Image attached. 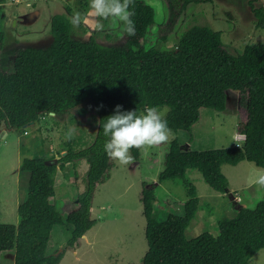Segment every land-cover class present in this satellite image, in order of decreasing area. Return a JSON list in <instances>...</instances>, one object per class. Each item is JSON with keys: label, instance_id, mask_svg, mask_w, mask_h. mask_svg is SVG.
Here are the masks:
<instances>
[{"label": "trees", "instance_id": "16d2710c", "mask_svg": "<svg viewBox=\"0 0 264 264\" xmlns=\"http://www.w3.org/2000/svg\"><path fill=\"white\" fill-rule=\"evenodd\" d=\"M165 1L185 6L197 0ZM253 12L257 26L264 28V5L253 7ZM135 13L136 35L123 32L122 42L111 46L99 43L95 36L72 38L69 18L55 14L50 20L51 44L17 46L12 52L13 71L0 70V132L6 126L22 129L48 112L63 114L85 99L98 117L90 144L79 149L68 145L59 159L60 166L80 158L89 163L85 190L73 204L64 202L65 210L54 205L57 164L38 156L22 160L20 169L28 172V194L17 205L18 224L0 222V256L14 250V264H58L64 250L48 254L46 247L63 215L70 225V247L77 246L95 225L91 217L95 187L109 180L115 166L104 152L107 138L102 124L117 105L137 114L148 106H168L169 128L190 131L202 107L226 108L230 90L238 95L236 134L242 144L198 151L183 149L176 138L168 143L158 182L180 179L188 196L181 212L157 221L153 210L158 183L143 182L140 200L148 249L140 264H250L251 257L264 248V199L249 208L233 197L236 214L218 219L217 233L203 231L188 238L185 232L200 208L197 188L186 180L187 169H196L213 190L232 197L223 164L247 160L264 167V43L248 44L232 54L221 31L194 24L181 32L174 47L145 46L155 11L145 0H135ZM4 48L5 34L0 30V59ZM131 155L137 162L141 151L133 148Z\"/></svg>", "mask_w": 264, "mask_h": 264}, {"label": "rangeland", "instance_id": "374dc122", "mask_svg": "<svg viewBox=\"0 0 264 264\" xmlns=\"http://www.w3.org/2000/svg\"><path fill=\"white\" fill-rule=\"evenodd\" d=\"M89 2L5 0L0 3V30L6 39L0 70L13 71L12 52L17 46L45 48L51 44L53 34L50 20L55 14H65L69 20L77 11L82 14L79 27L71 24V36L74 39L87 40L95 36L99 43L106 46L120 44L123 40L122 25L106 20L103 21L104 29L96 31ZM145 2L155 11V23L148 39L144 41L145 46L161 47L165 44L174 47L181 32L194 24H208L212 29L221 31L222 40L232 54L242 52L248 44L264 43V28L257 26L253 12V7L261 6L264 0H253L252 5L249 0H197L185 6L165 0ZM10 12L17 15V24ZM26 14L33 15L34 21L23 23L22 17ZM163 36L166 37L165 42L161 38ZM89 102L85 99L79 106L63 114H54V117L43 115L39 121L25 125L23 130L3 128L4 133L0 136V222L18 224L17 205L28 194V172L20 169L24 158L44 157L46 162L57 164L54 205L58 210H65L64 202L71 201L69 204H73L77 195L85 190L89 168L87 160L80 158L75 163L68 162L60 166L59 159L66 153L68 145L79 149L93 140L98 117ZM158 108L165 115L168 113V106ZM237 108V92L230 90L224 110L202 107L200 119L191 130L172 131L174 138L185 150L201 151L240 145L242 141L236 134L239 122ZM70 128L75 129V135L73 139L66 140L65 135ZM167 145L152 149L148 154L141 152L140 159L128 165L115 162L109 180L98 184L93 193L91 217L95 225L81 237L77 246L70 247V225L63 215V223L52 228L46 253L57 255L62 248L64 253L58 264H140L148 249L146 218L140 200L143 182L158 183L153 210L157 221L166 218L168 213L181 212L182 201L188 196L180 179L158 182ZM221 169L230 181V193L240 198L241 204L253 208L259 200L264 199V189L258 188L254 182L259 175H264V167L243 160L236 165L223 164ZM185 177L196 186L200 198L197 215L185 231L187 237L192 238L203 231L217 233V220L236 214L230 194L213 190L196 169H187ZM14 253V250L3 252L0 264H14ZM250 264H264V248L251 257Z\"/></svg>", "mask_w": 264, "mask_h": 264}, {"label": "clouds", "instance_id": "9594fccd", "mask_svg": "<svg viewBox=\"0 0 264 264\" xmlns=\"http://www.w3.org/2000/svg\"><path fill=\"white\" fill-rule=\"evenodd\" d=\"M89 9L95 19L96 31L104 29L103 21L111 20L114 24L122 25L127 36L136 35L135 21L132 19L136 14L135 0H90ZM82 19V14L77 11L70 18V23L79 27ZM48 115L54 117L53 112ZM102 129L107 138L103 146L104 152L109 159L121 165H128L133 161V148L148 154L174 138L165 114L157 106L145 107L143 114H137L136 110L123 111L122 106L117 105L113 114L102 124ZM74 135L75 129L70 128L65 139L71 140ZM254 182L258 188L264 189V175H259Z\"/></svg>", "mask_w": 264, "mask_h": 264}, {"label": "crops", "instance_id": "0c3cea01", "mask_svg": "<svg viewBox=\"0 0 264 264\" xmlns=\"http://www.w3.org/2000/svg\"><path fill=\"white\" fill-rule=\"evenodd\" d=\"M28 5V4H27ZM262 5H264V3L262 4ZM258 7V6H257ZM12 14V18L14 19V23L15 24H17L18 22H19V20L18 19H15L16 17H17V15L14 13V12H10V15ZM38 14V11H37V13H35L34 15H35V17H36V15ZM29 14H26L25 16H23L22 17V19H23V23H28V22H32V21H34V20H32V17H33V15L32 16H28ZM27 17V18H26ZM37 17H38V15H37ZM37 17L35 18V20L37 19ZM10 18V16H8V19ZM29 18H31V20H29ZM5 42H6V39H5ZM4 128H10V127H4ZM4 133V129H3V132H2V134ZM6 133V132H5ZM1 134V135H2ZM229 183H230V181H228V185H229ZM231 188H229V191L231 192ZM232 200H233V196L232 197H230ZM241 202V201H240ZM243 205V204H242ZM227 210L230 212V213H232V211H231V209L230 208H227ZM233 214H230L229 216H232ZM204 222V221H203Z\"/></svg>", "mask_w": 264, "mask_h": 264}, {"label": "water", "instance_id": "95a60500", "mask_svg": "<svg viewBox=\"0 0 264 264\" xmlns=\"http://www.w3.org/2000/svg\"><path fill=\"white\" fill-rule=\"evenodd\" d=\"M2 132H3V130L0 132V136H1ZM64 247H66V245H65ZM64 247H63V248H64ZM61 251H62V248L60 249L59 252H61Z\"/></svg>", "mask_w": 264, "mask_h": 264}, {"label": "built area", "instance_id": "2783aa9c", "mask_svg": "<svg viewBox=\"0 0 264 264\" xmlns=\"http://www.w3.org/2000/svg\"><path fill=\"white\" fill-rule=\"evenodd\" d=\"M16 1H19V0H16ZM48 113H49V112H48ZM236 199H237V200H239V198H238V197H237Z\"/></svg>", "mask_w": 264, "mask_h": 264}]
</instances>
